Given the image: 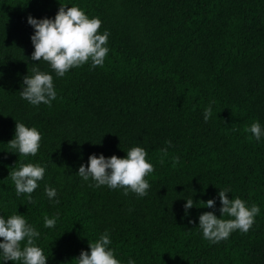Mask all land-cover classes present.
<instances>
[{
    "label": "trees",
    "instance_id": "1",
    "mask_svg": "<svg viewBox=\"0 0 264 264\" xmlns=\"http://www.w3.org/2000/svg\"><path fill=\"white\" fill-rule=\"evenodd\" d=\"M61 5L99 18V34L110 33L102 67L89 61L58 77L31 60L28 17L54 19ZM34 67L53 77L51 106L20 96ZM15 121L40 132L35 156L9 148ZM255 121L264 129V0H0V217L23 215L47 264H77L105 231L120 264H264V135L257 141L246 130ZM135 146L154 167L143 197L90 187L95 181L77 174L90 155L124 158ZM21 162L45 168L31 202L9 176ZM222 189L260 212L247 233L211 243L199 216L221 218ZM45 215L58 217L54 227H44ZM0 264L22 261L0 251Z\"/></svg>",
    "mask_w": 264,
    "mask_h": 264
},
{
    "label": "clouds",
    "instance_id": "2",
    "mask_svg": "<svg viewBox=\"0 0 264 264\" xmlns=\"http://www.w3.org/2000/svg\"><path fill=\"white\" fill-rule=\"evenodd\" d=\"M28 24L34 28L31 42L34 51L32 61L47 62L58 77H63L70 69L78 68L91 61L93 68L102 67L108 55L106 47L110 33L105 30L99 34L102 21L99 18H89L83 10L77 6L61 5L54 19H35L28 17ZM23 89L20 91L22 99L31 105L38 106L41 103L51 106V101L56 99V91L53 77L38 67L32 69V75L23 79ZM212 115L211 106L204 109L205 122ZM250 131L257 141L264 135V129L258 121L251 124ZM42 137L35 127H27L21 122L15 121V136L7 144L10 149L18 151L21 156H35L40 148ZM171 146V141L166 142ZM160 163H164L167 156V148L161 149ZM147 151L139 146L130 148L124 158L112 155L105 158L104 155H90L87 165H81L78 175L85 181L91 179L95 185L90 187L108 186L110 189L123 188L124 195L128 191L143 197L147 195L150 187L145 177L154 171V167L146 159ZM173 166L179 163V157L172 158ZM45 168L39 164L20 163L18 170L9 172V176L15 185L17 196L28 194L31 202V194L37 189L38 181L44 178ZM230 189H222L218 192L221 202V218L213 212H204L199 216V228L203 237L211 243H218L227 239L231 232L240 230L247 233L254 224V218L259 214L260 208L252 204L249 208L246 202L239 197L229 199L227 194ZM45 193L51 200L56 197V189L45 187ZM59 203V201H56ZM194 201L187 198L184 205L185 213L192 208ZM206 207L214 208L215 200L209 199ZM232 217L223 219L222 217ZM58 217H43L44 227L52 228ZM40 233L27 223L23 215L13 214L7 219L0 217V251L4 261H22V264H47V257L43 250L36 246L35 238ZM24 242L23 248L21 243ZM111 244L109 234L105 231L98 240L88 243L90 251H81L77 264H120L115 258L114 251L108 246ZM128 264H135L129 260Z\"/></svg>",
    "mask_w": 264,
    "mask_h": 264
}]
</instances>
